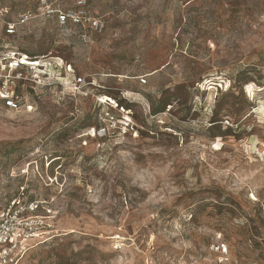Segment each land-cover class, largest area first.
<instances>
[{
	"label": "rangeland",
	"instance_id": "rangeland-1",
	"mask_svg": "<svg viewBox=\"0 0 264 264\" xmlns=\"http://www.w3.org/2000/svg\"><path fill=\"white\" fill-rule=\"evenodd\" d=\"M35 5L0 0L6 21ZM87 9L101 22L87 44L53 19L0 27L40 63L20 108L0 106V202L42 207L22 264H215L219 241L223 264H264V0Z\"/></svg>",
	"mask_w": 264,
	"mask_h": 264
},
{
	"label": "built area",
	"instance_id": "built-area-1",
	"mask_svg": "<svg viewBox=\"0 0 264 264\" xmlns=\"http://www.w3.org/2000/svg\"><path fill=\"white\" fill-rule=\"evenodd\" d=\"M68 0H65V2ZM72 7L61 3V0H36L34 12H25L15 21H6L7 8L0 7V27L6 36H13L19 28L37 17L43 20H54L60 28H76L77 36L84 44L91 42L90 31L97 30L101 26L98 18L90 15L87 9V0H71ZM23 57L32 59L26 54L8 50L0 44V106L10 110H17L22 104V99L17 92V85L23 80V71L38 68L34 64H24ZM62 69V68H61ZM65 75L71 72L70 66L63 68ZM62 75L64 77L65 75ZM141 84H145L144 77L139 78ZM84 81L82 78H74L73 89L78 91ZM107 106L116 105L109 101L101 102ZM103 129L93 127L90 136H100ZM42 208L39 201L27 200L16 197L6 205L0 202V264H22L23 258L36 246L42 237L44 229L43 217L36 215ZM222 258L215 264H223L227 261L228 246L224 242L212 244ZM224 257V258H223ZM232 264H244L233 261ZM255 264V263H250Z\"/></svg>",
	"mask_w": 264,
	"mask_h": 264
},
{
	"label": "bare ground",
	"instance_id": "bare-ground-1",
	"mask_svg": "<svg viewBox=\"0 0 264 264\" xmlns=\"http://www.w3.org/2000/svg\"><path fill=\"white\" fill-rule=\"evenodd\" d=\"M22 62H23L24 64H34V65L37 66V67L40 66V63H39V62H38V64H37V63H34V61H33V62L30 61L27 57H23Z\"/></svg>",
	"mask_w": 264,
	"mask_h": 264
}]
</instances>
